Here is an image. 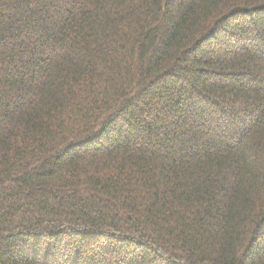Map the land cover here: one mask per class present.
Segmentation results:
<instances>
[{
    "label": "trees",
    "instance_id": "1",
    "mask_svg": "<svg viewBox=\"0 0 264 264\" xmlns=\"http://www.w3.org/2000/svg\"><path fill=\"white\" fill-rule=\"evenodd\" d=\"M0 264H264V0H0Z\"/></svg>",
    "mask_w": 264,
    "mask_h": 264
}]
</instances>
